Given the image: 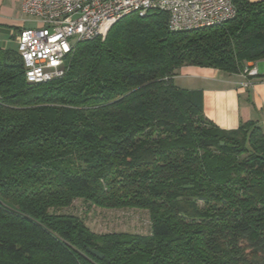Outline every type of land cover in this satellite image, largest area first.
Masks as SVG:
<instances>
[{
	"label": "trees",
	"instance_id": "obj_1",
	"mask_svg": "<svg viewBox=\"0 0 264 264\" xmlns=\"http://www.w3.org/2000/svg\"><path fill=\"white\" fill-rule=\"evenodd\" d=\"M234 1L203 28L124 16L43 83L0 49V264H264V132L220 128L174 80L264 58V0ZM77 199L147 210L151 232H96L62 212Z\"/></svg>",
	"mask_w": 264,
	"mask_h": 264
},
{
	"label": "built area",
	"instance_id": "obj_2",
	"mask_svg": "<svg viewBox=\"0 0 264 264\" xmlns=\"http://www.w3.org/2000/svg\"><path fill=\"white\" fill-rule=\"evenodd\" d=\"M22 10L33 24L19 31L18 52L27 81L43 83L64 73L78 41L104 38L124 16L162 11L172 29L187 30L221 25L236 15L237 6L234 0H23ZM242 73L257 75L255 62Z\"/></svg>",
	"mask_w": 264,
	"mask_h": 264
},
{
	"label": "crops",
	"instance_id": "obj_3",
	"mask_svg": "<svg viewBox=\"0 0 264 264\" xmlns=\"http://www.w3.org/2000/svg\"><path fill=\"white\" fill-rule=\"evenodd\" d=\"M22 1L0 0V49L18 50L19 31L32 23L23 13ZM254 62L255 76L185 65L174 80L179 87L201 92L205 116L220 128L232 130L252 121L264 132V58Z\"/></svg>",
	"mask_w": 264,
	"mask_h": 264
},
{
	"label": "rangeland",
	"instance_id": "obj_4",
	"mask_svg": "<svg viewBox=\"0 0 264 264\" xmlns=\"http://www.w3.org/2000/svg\"><path fill=\"white\" fill-rule=\"evenodd\" d=\"M32 24L28 23L29 26ZM62 212L82 217L96 232L123 231L140 234L151 232L149 212L144 209H102L77 199L71 207L63 209Z\"/></svg>",
	"mask_w": 264,
	"mask_h": 264
},
{
	"label": "water",
	"instance_id": "obj_5",
	"mask_svg": "<svg viewBox=\"0 0 264 264\" xmlns=\"http://www.w3.org/2000/svg\"><path fill=\"white\" fill-rule=\"evenodd\" d=\"M90 252H91L92 254L96 255V256H99L100 258L103 257V255L100 254L97 250L90 249Z\"/></svg>",
	"mask_w": 264,
	"mask_h": 264
}]
</instances>
